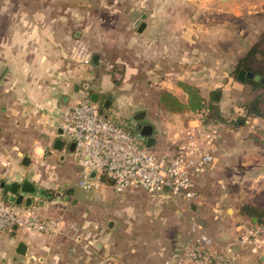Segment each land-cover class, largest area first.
I'll return each instance as SVG.
<instances>
[{
  "label": "crops",
  "instance_id": "obj_1",
  "mask_svg": "<svg viewBox=\"0 0 264 264\" xmlns=\"http://www.w3.org/2000/svg\"><path fill=\"white\" fill-rule=\"evenodd\" d=\"M185 1L197 3L202 0ZM207 1L210 0H203L205 3ZM138 3L145 7L147 0H138ZM205 3L202 5L205 6ZM219 6L221 11L228 8V14L233 12L246 17L248 24L255 27L252 44L259 39L264 31V0H222ZM161 7L154 9L151 21L150 11L142 10L140 16L146 13L147 25L140 33L154 45L175 51L179 36L184 33L179 32L174 21L177 18L176 9L162 10ZM157 10L165 11L164 15H159ZM203 13H197L200 22L196 26L185 29V36L191 41L195 36L197 40H202L205 33L211 32V27H205L203 23L208 19ZM48 14L45 11L44 24L24 27L23 30L14 28L8 40L0 42V72L6 70L0 81V199L3 200L7 192L11 193L5 192V188L12 182L31 179L38 187V191L32 195L35 199L32 208L43 219L60 217L62 232L52 234L23 225L0 230V264H162L163 257L159 250L138 251L143 247L136 244L139 239L130 241L108 230L113 227L111 219L106 226L101 222L93 223V220L80 221L76 209L80 201L74 198V192L66 190L68 182L62 181V196L53 192L52 188L59 187L53 178L58 176L62 180L61 177L65 176L54 156L58 155L61 162H65L68 156V152L61 150L63 145L55 153L56 140L62 138L59 130H62L60 115L63 108L85 97L91 99L92 92H98L105 98L107 94H112V106L122 103L112 91L114 83L110 73L97 76L100 56L89 52L91 60L87 62L76 53L71 35L78 36L81 32L76 23L80 17L70 13ZM224 22L220 25L229 32L231 27L227 21ZM204 43L202 41L200 56L191 55L190 65L207 64L204 62ZM73 44L75 52L72 51ZM249 48L239 57H244ZM196 49L199 50L197 46ZM95 55L98 56L97 60H94ZM263 57L264 44L260 52L257 51V58ZM243 81L240 80L241 85L237 86L242 88L239 92L245 89L252 95V87L248 89ZM86 83H89L88 88L85 87ZM261 95L264 96V93ZM259 97L261 99V96L256 99ZM223 102L220 104L224 113L239 119V122L234 126L229 124L225 129L215 143L213 162L196 179L203 198L196 211L200 213L201 225L209 228L208 232L216 240L230 239L233 232L236 235L235 226L238 228L241 221L249 219L243 207L262 212L264 216V142L258 132L248 130L241 117H236L240 111L235 114L231 112L229 99L225 104ZM253 106L255 111L263 112L264 99L259 101L258 106ZM240 108L248 109L245 106ZM190 111H175L153 125L156 136L153 147L157 149L156 152L173 154L176 151L178 132L192 117H185L193 112ZM133 124L138 128L140 123ZM81 170H78L79 174ZM42 189H46L45 194L41 193ZM21 206L25 207L23 203ZM252 218L257 221L254 214ZM215 226L224 227V231L220 233L214 230ZM188 236V231H179L170 246ZM21 241L27 246L24 254L17 250ZM143 243L146 244V241ZM260 259L264 262V259Z\"/></svg>",
  "mask_w": 264,
  "mask_h": 264
},
{
  "label": "rangeland",
  "instance_id": "obj_2",
  "mask_svg": "<svg viewBox=\"0 0 264 264\" xmlns=\"http://www.w3.org/2000/svg\"><path fill=\"white\" fill-rule=\"evenodd\" d=\"M221 1L210 0L205 3L202 0L188 3L185 0H147L146 6L143 7L138 0H1L0 42H6L14 28L23 30L24 27L44 24L45 11L49 12L48 15L70 13L79 16L80 19L76 23L77 29L81 32L78 36L71 35L77 48L76 53L80 54L81 59L87 58L89 52L100 56L97 76L110 73L114 83L112 91L122 103L119 106L109 105L104 113L110 120L121 123L136 133L138 128L133 123L156 125L175 112L161 100L165 91L177 95L182 100L188 98L187 92L180 83L196 86L209 101L214 94L217 100L213 103L220 107L223 100L225 104L229 99L232 107L230 110L234 114L241 111L240 107L248 103L258 106L259 101L264 99L261 95L264 93V87H255L251 82H246L247 79L243 82L247 83L248 89L252 87L254 91L252 95L245 89L239 92L242 88H237L241 85L237 78L239 56L256 42L254 41L253 44L251 42L256 33L255 27L248 24L246 17L238 16L233 12L228 14L226 11L228 8L221 11L219 6ZM202 2L206 5L203 6ZM160 7L162 10L176 9L177 18L174 21L179 32H183L184 35L179 36L175 51L154 45L148 37L138 32V24H135L141 19L142 10L150 11L151 21L154 18V9ZM203 11L208 18L203 23L205 27H211V32L205 33L202 40H197L194 35L192 42L185 36V29L192 25L196 26L200 22L197 13ZM157 13L164 15L165 11L157 10ZM224 21H227L231 27L229 32L220 25L224 24ZM202 41H205L203 52L206 57L204 62L207 64L190 65L191 55L200 56ZM74 44L71 45L72 51ZM53 55L57 54L53 53ZM257 96H261V99L255 102ZM141 111L145 114L140 119L135 115ZM191 115L192 113L185 117ZM64 140L69 144L66 138ZM151 149L157 151L155 147ZM57 150L56 154L59 152ZM54 159L65 176H60L62 180L57 178L58 176L53 178L56 181L54 183L59 184L56 189L52 188L53 192H59L62 196V181L69 183L66 190L74 192V198L80 201V205L76 207L77 218L80 221L93 220V223L101 222L106 226L111 219L113 227L108 230L130 241L139 239L136 244L143 247L138 251L159 250L162 257L163 248L172 247L170 244L176 239L177 233L188 231L190 210L183 208L179 211L175 206L174 198L150 193L141 187H130L117 192L110 185H106L85 191L77 184L78 170L81 167L72 155L68 152L65 162H61L58 155H55ZM199 215L198 212L200 220ZM213 228L220 233L224 231V227L221 226ZM203 229L208 232L209 228L204 226ZM235 230L238 231L236 226ZM208 233L214 238L218 248L231 247L234 251L241 252L243 264H264L258 256L251 255L243 249L236 238L237 233L235 235L233 232L230 239L221 240H216L212 233ZM143 241H146V244ZM148 244L151 246L146 247Z\"/></svg>",
  "mask_w": 264,
  "mask_h": 264
},
{
  "label": "built area",
  "instance_id": "obj_3",
  "mask_svg": "<svg viewBox=\"0 0 264 264\" xmlns=\"http://www.w3.org/2000/svg\"><path fill=\"white\" fill-rule=\"evenodd\" d=\"M85 59L90 61V54ZM100 109L99 102L85 97L67 104L61 112L62 138L69 143L63 138L61 150L69 152L82 168L78 186L90 191L110 185L117 192L141 187L174 198L179 211L189 209V236L163 248L162 264H243L241 252L215 245L196 211L203 203L196 179L213 162L215 143L229 122L204 121L205 107L193 111L178 132L176 151L158 153L147 147L138 134L110 120ZM237 116L248 130L258 132L264 142V112L242 109ZM71 142L75 143L73 150L69 149ZM92 171L96 172L95 177L90 175ZM15 224L52 234L62 232L60 217L43 219L32 207L0 199V230L12 229ZM236 238L247 253L264 256L263 222H241Z\"/></svg>",
  "mask_w": 264,
  "mask_h": 264
},
{
  "label": "trees",
  "instance_id": "obj_4",
  "mask_svg": "<svg viewBox=\"0 0 264 264\" xmlns=\"http://www.w3.org/2000/svg\"><path fill=\"white\" fill-rule=\"evenodd\" d=\"M263 44H264V31L261 32V34L259 35V39L249 48V50L244 55V57L240 58L239 68L242 67L247 70H252L257 73L264 74V57L261 59L257 58V51H260ZM247 82H251L255 87L261 86L259 82L254 81L253 79L247 78ZM180 84L188 94L187 100H182L177 95L166 91L163 93V96H161V100L164 101L168 106H170L171 109H173L174 111L185 110V109L197 111L205 107L206 112L203 116L204 121L226 120L232 126H234V124L235 125L238 124L239 119H234L231 116H227L218 104L213 103L214 101L217 100V97L214 96V94L212 95L209 101V99H207L196 86L190 83H180ZM258 99H260V97L255 99V102ZM244 106L248 107L249 111L255 113H261L259 111H255L254 106L250 105V103ZM103 178L106 179L105 177ZM243 212L249 215L248 220L254 222L252 218L254 214L257 217V221H256L257 223H261V222L264 223V216L262 212H258L257 210L248 209L245 207H243ZM258 257L264 259V256H258Z\"/></svg>",
  "mask_w": 264,
  "mask_h": 264
},
{
  "label": "water",
  "instance_id": "obj_5",
  "mask_svg": "<svg viewBox=\"0 0 264 264\" xmlns=\"http://www.w3.org/2000/svg\"><path fill=\"white\" fill-rule=\"evenodd\" d=\"M146 16H147L146 13L142 14L141 19H138L135 23V24H138L137 29L139 32L143 31V29L147 25V22L145 20ZM97 59H98V56L95 55L94 60H97ZM5 72H6L5 69L0 72V81L3 79ZM237 78L239 80H242V81L245 80L246 78L253 79L254 81H257L260 84L264 85V74L257 73V72L252 71V70H247L245 68H241L239 70ZM85 87L88 88L89 83H86ZM90 96H91V99L93 101H97L100 103V106H101L100 112L101 113H104L105 108L110 105L111 100L113 98L112 94H107L106 98H105V96H102L98 92H92L90 94ZM144 114L145 113L143 111H141V112H138L135 116L137 118H143ZM138 130H139L138 137L144 141V143L147 147L152 148L156 142V136L153 134V130H154L153 125L150 123L139 124ZM59 132L62 133L63 131L60 129ZM63 144H64V140L62 138H58L56 140V143H55V148L59 150V149H61ZM74 147H75V143L71 142L69 145V149L73 150ZM63 154L65 155V153H63ZM90 175L92 177H95L96 172L92 171L90 173ZM7 191H10L11 193L8 194ZM37 191H38V187H37L36 183L33 182L29 178H24L22 181L12 182L8 187L5 188V192H7V193L4 195L3 200L4 201H11V202L15 201L19 204L23 203L25 205V207H32L35 203V199L32 195L35 194ZM41 193L45 194L46 189H42ZM25 194H27V195H25ZM57 194H60V193L58 192ZM254 221H256V220H254ZM17 226H18L17 224L14 225L15 228ZM26 249H27L26 244L21 241L18 244V249H17L18 252L24 254L26 252Z\"/></svg>",
  "mask_w": 264,
  "mask_h": 264
},
{
  "label": "flooded vegetation",
  "instance_id": "obj_6",
  "mask_svg": "<svg viewBox=\"0 0 264 264\" xmlns=\"http://www.w3.org/2000/svg\"><path fill=\"white\" fill-rule=\"evenodd\" d=\"M241 68H242V67H240L239 70H240ZM239 70H238V72H237V75H238V73H239Z\"/></svg>",
  "mask_w": 264,
  "mask_h": 264
}]
</instances>
